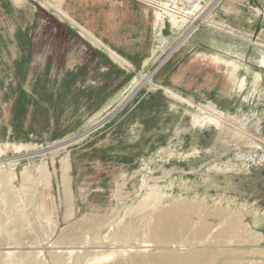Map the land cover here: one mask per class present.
<instances>
[{
  "label": "rangeland",
  "instance_id": "obj_1",
  "mask_svg": "<svg viewBox=\"0 0 264 264\" xmlns=\"http://www.w3.org/2000/svg\"><path fill=\"white\" fill-rule=\"evenodd\" d=\"M132 1L141 68L78 20L104 0H0V264H264V0ZM202 31L194 99L163 77Z\"/></svg>",
  "mask_w": 264,
  "mask_h": 264
},
{
  "label": "crops",
  "instance_id": "obj_2",
  "mask_svg": "<svg viewBox=\"0 0 264 264\" xmlns=\"http://www.w3.org/2000/svg\"><path fill=\"white\" fill-rule=\"evenodd\" d=\"M104 3L108 8L106 15L96 17L93 14L92 20L84 17H78V20L83 22L85 28L91 29L93 34L106 38L108 45L134 62L136 68H141L151 42L152 16L149 9L132 0H104ZM207 48L214 50L216 55L207 53ZM224 53V46L213 34L198 32L188 47L178 55L177 61L165 69L167 72L163 81L182 96L194 99L204 97L212 90L211 67L220 66H213L211 60L217 62L218 56ZM217 76L219 78V72Z\"/></svg>",
  "mask_w": 264,
  "mask_h": 264
},
{
  "label": "bare ground",
  "instance_id": "obj_3",
  "mask_svg": "<svg viewBox=\"0 0 264 264\" xmlns=\"http://www.w3.org/2000/svg\"><path fill=\"white\" fill-rule=\"evenodd\" d=\"M188 11V9H187ZM198 16V15H197ZM196 17V16H195ZM197 18V17H196ZM195 19V18H194ZM192 19V20H194ZM200 19V18H199ZM189 22H192V21H189ZM165 28V27H164ZM44 48V47H43ZM146 63V61L144 62ZM144 65V64H143ZM33 67V66H32ZM150 75V74H149ZM144 77V74L139 72L138 73V77H135L133 76L128 87H127V92H128V97H127V100L128 101V98L130 99L137 90H139V88L141 87V79ZM149 77V76H148ZM144 79V78H143ZM146 79V78H145ZM129 88V89H128ZM121 94V93H120ZM122 101V98L120 99L119 103ZM125 101V100H124ZM122 103V105L126 102ZM121 105V104H120ZM121 105V106H122ZM111 106V105H110ZM115 106V105H114ZM115 108V107H114ZM115 111V110H114ZM116 112V111H115ZM114 112H111V114H113ZM114 115V114H113ZM220 115V114H219ZM111 116V115H110ZM228 117V116H227ZM210 118V117H209ZM226 118V117H225ZM193 119V118H192ZM216 119V118H215ZM234 119V118H233ZM101 120V119H100ZM204 120V119H203ZM228 120V119H227ZM197 120H194V123H196ZM101 122V121H100ZM198 122V121H197ZM205 122V121H204ZM103 123V122H102ZM220 123V122H219ZM208 124V123H207ZM210 124V123H209ZM99 125V124H98ZM202 125V124H201ZM95 127V126H94ZM236 127V126H235ZM221 131V130H220ZM238 135V134H237ZM242 136V135H241ZM227 140V139H226ZM68 142V141H67ZM254 144V143H253ZM59 144H55L53 147L55 146H58ZM249 146V145H248ZM46 148V147H45ZM39 149V150H35L34 152H30V153H26V154H36V153H39V152H42L46 149ZM48 148H51V147H48ZM8 149L12 150L13 152H20L22 149H23V146L22 145H17V144H12V143H2V145H0V154L1 153H4V151H8ZM6 151V152H7ZM30 157V156H29ZM9 159H5V158H1L0 159V162H4V163H7ZM13 161V160H12ZM27 163V162H26ZM5 198V197H3ZM37 221V220H36ZM6 222V221H5ZM25 224V223H24ZM21 225V224H20ZM22 226V225H21ZM117 246V245H116Z\"/></svg>",
  "mask_w": 264,
  "mask_h": 264
},
{
  "label": "built area",
  "instance_id": "obj_4",
  "mask_svg": "<svg viewBox=\"0 0 264 264\" xmlns=\"http://www.w3.org/2000/svg\"><path fill=\"white\" fill-rule=\"evenodd\" d=\"M160 66V64H158V66L155 68V69H153L152 70V74L156 71V69L158 68ZM114 110H111V112H113ZM111 112H108V113H106V114H104V116L102 117V119L100 120V121H104L105 120V117H107L108 115H110L111 114Z\"/></svg>",
  "mask_w": 264,
  "mask_h": 264
},
{
  "label": "water",
  "instance_id": "obj_5",
  "mask_svg": "<svg viewBox=\"0 0 264 264\" xmlns=\"http://www.w3.org/2000/svg\"><path fill=\"white\" fill-rule=\"evenodd\" d=\"M164 25H165V29L163 30L162 33L164 35H167V34H169V31H168L169 23L166 21Z\"/></svg>",
  "mask_w": 264,
  "mask_h": 264
}]
</instances>
